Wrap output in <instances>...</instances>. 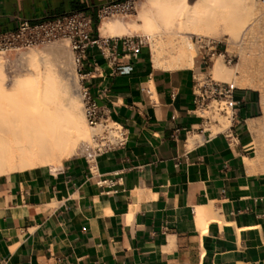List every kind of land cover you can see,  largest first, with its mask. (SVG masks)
<instances>
[{"label":"crops","instance_id":"crops-1","mask_svg":"<svg viewBox=\"0 0 264 264\" xmlns=\"http://www.w3.org/2000/svg\"><path fill=\"white\" fill-rule=\"evenodd\" d=\"M118 1L0 0V32L83 11L92 35L108 37L95 11ZM114 44L105 55L88 48L78 78L123 125L125 143L90 165L77 154L0 175V264H264V145L249 128L256 91L237 87L236 117L215 132L193 111L201 59L156 68L151 47L133 57Z\"/></svg>","mask_w":264,"mask_h":264},{"label":"bare ground","instance_id":"bare-ground-1","mask_svg":"<svg viewBox=\"0 0 264 264\" xmlns=\"http://www.w3.org/2000/svg\"><path fill=\"white\" fill-rule=\"evenodd\" d=\"M139 13L141 23L138 25L102 19L100 34L118 37L141 30L150 40L154 66L165 69L193 65L196 45L191 40L192 35L219 37L227 45L225 52L236 48L239 54V62L233 67L238 73L234 86L260 92L262 115L249 125L250 131L257 136L264 130V2L142 0ZM60 49V45L54 44L48 51L57 54ZM219 55L223 58L224 52L212 57L211 64L216 57L218 60L212 64L211 71L216 78L231 80L233 69L226 67ZM22 57L31 67L34 65L33 54L24 52ZM60 57L55 58L59 64ZM4 77L0 63V175L53 168L72 156L78 145L81 152L83 145L90 142L92 128L67 82L59 84L46 79L40 84L37 77L33 78L36 81L24 77L16 79L9 92L4 87ZM70 77L72 83H76L73 72ZM227 125L220 123L214 130L219 131Z\"/></svg>","mask_w":264,"mask_h":264},{"label":"built area","instance_id":"built-area-1","mask_svg":"<svg viewBox=\"0 0 264 264\" xmlns=\"http://www.w3.org/2000/svg\"><path fill=\"white\" fill-rule=\"evenodd\" d=\"M138 1L120 0L97 7L95 11V17L98 21L95 26L96 30L99 29L98 25L102 19L123 17L131 13L135 10ZM93 29L92 17L83 11H75L36 21L22 18L15 28L0 32V53L5 54L12 50L31 48L53 40H66L73 54L76 70L79 72L82 69V62L87 49L96 46L102 55H105L103 48L108 46L110 39L114 41V45L120 44L123 54L134 57L142 47H147L150 52L146 36L132 34L112 38L96 37L92 35ZM194 41L198 47L202 64L205 66L211 63L212 57L221 52L217 50L219 42L213 38L197 37L195 35ZM113 53L112 50L107 55L111 60L114 59L112 57ZM230 60L228 59V61ZM236 89L237 87L232 82L216 80L208 72L201 73V75L196 74L192 84L195 104L194 113L204 124H219V121L213 116L215 114L223 116L228 121V125L217 132L227 130L236 117L238 105L234 97ZM77 93L82 101L86 121L89 127L92 128L91 140L83 145L80 152L90 165L98 155L121 147L126 141V131L122 124L105 115L102 107L91 98L86 86L80 83ZM119 179L120 177L117 178V180ZM116 181L101 179L97 183L100 185L106 183L114 185Z\"/></svg>","mask_w":264,"mask_h":264},{"label":"rangeland","instance_id":"rangeland-1","mask_svg":"<svg viewBox=\"0 0 264 264\" xmlns=\"http://www.w3.org/2000/svg\"><path fill=\"white\" fill-rule=\"evenodd\" d=\"M141 1L142 0L138 1L135 10H133L131 13H129L123 17L106 18L103 20L104 21H115V20L117 21L118 20L121 22H125V23L130 22V23H134V24L138 25L141 23V19H140L141 16L139 13L140 12L139 11V4ZM191 1L192 0H189V2H191ZM256 1H259L262 3L264 2V0H256ZM140 31L141 30H137L136 33H134V34H141L143 36H146L147 41L149 42L150 40L148 39V36L143 34L142 31H141L142 32L141 33ZM194 37H195V35H192L191 40L195 43ZM208 38H213L219 42L217 50L224 52V57L222 58V56H220V55L218 57H219V59H221V62L226 67H228L229 69H233L232 71L234 73L233 74L234 77H232L231 80H227V81L234 83L233 82L234 79L238 76L236 69L233 68L235 66V64L236 63L238 64V62H239L238 51L235 48V49H230V50L225 52V49H227V45H226L225 41H223L222 39H220L219 37H216L214 35H211ZM54 44L61 46V49L58 51L57 54L50 53L48 51V48ZM149 45H150V42H149ZM195 45H196V43H195ZM195 49H196V51L193 50V52H195L196 57L194 59V64L192 66L196 65L198 59H200L197 45H196ZM24 52H27L28 54L31 53L34 55V57H35L34 61L35 62H34V65H32V67L30 64H28V62L26 60L23 59L22 53H24ZM58 55H60L61 57ZM57 56L60 57V60L62 61L61 64H59L57 61H55L56 60L55 58H58ZM193 57H194V55H193ZM228 59H231V60L228 61ZM216 60H218L217 57L213 60L212 64H214V62ZM0 63L2 64V70H3L4 75H5V77H4L5 80L3 81L4 87L9 92H11L14 88V84H15L14 81H16V79H24V77H29L30 80H32L34 77H37V79L36 78L35 79L40 84L44 83L46 79H48V80L53 79L52 81L59 83V84L63 83V82H67L68 83V89L73 92L74 96L76 97V99L78 101L77 105L81 108V111L83 113L82 101H81L80 96L77 93V89H78L79 84H80L79 78H78V74L75 71L76 66L73 62V54H72L66 40H53L51 42H48V43H45V44H42L39 46L31 47V48H21L18 50H12V51L6 52L5 54L0 53ZM210 64L211 63L206 64L207 65L206 68L202 69L201 71H197L196 74L201 75V73H207L208 72V73H210V75L214 79L222 80V79L216 78L213 75V73L211 71L212 64H211V66H210ZM209 66H210V68H209ZM71 69H72V71H71ZM71 72H73L74 75H76V83H72V81H71V77H70ZM39 77H40V79H39ZM48 77H50V78H48ZM26 79H28V78H26ZM36 80L33 79V81H36ZM222 81H226V80H222ZM59 84H58V86H59ZM256 94H257V97H258V100L260 103V92L256 91ZM259 115L260 116L262 115L261 109H259ZM213 117L219 121V124L222 123V125H224V124L226 125L228 123L226 118H224L223 116H219V115L215 114ZM259 117L255 118V119H259ZM255 119L249 121V125L255 123V121H256ZM89 131L91 133L90 129H89ZM252 135H253L252 140L257 146H259L260 144L264 145V130L261 131L259 134H257V136L254 133H252ZM79 149H80V147L78 145L77 150L72 155L80 154ZM57 166H60V165H57ZM57 166H53V168H55ZM45 168H49V167H45ZM12 172H19V171H12ZM12 172H9V173H12ZM9 173H6V174H9Z\"/></svg>","mask_w":264,"mask_h":264}]
</instances>
